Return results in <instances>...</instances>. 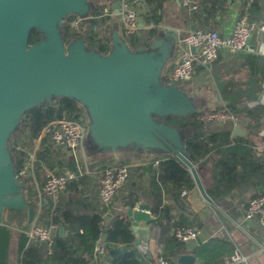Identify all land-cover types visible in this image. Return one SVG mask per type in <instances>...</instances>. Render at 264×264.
Instances as JSON below:
<instances>
[{"label": "water", "instance_id": "water-1", "mask_svg": "<svg viewBox=\"0 0 264 264\" xmlns=\"http://www.w3.org/2000/svg\"><path fill=\"white\" fill-rule=\"evenodd\" d=\"M97 6L96 0H0V224L6 210L25 211L27 228L35 218V207L28 204L27 189L16 174L10 139L25 114L59 97L83 109L86 140L81 156L94 162L125 155L133 163L140 155L172 156L189 171L200 196L219 209L203 186L199 167L189 160L187 127L169 121L216 109L221 103L218 94L207 95L192 79L163 80L177 51L180 27L165 19L153 23L155 32L146 47L131 44L119 27H108L106 53L87 46L80 35L65 42L66 18L73 15L91 25ZM138 23L144 27L142 14ZM33 29L39 37L29 43ZM243 132L239 124L234 126V135ZM126 216L134 233L156 222L145 203L127 208ZM59 234H64L63 227ZM176 263L196 264V259L182 253Z\"/></svg>", "mask_w": 264, "mask_h": 264}, {"label": "trees", "instance_id": "trees-1", "mask_svg": "<svg viewBox=\"0 0 264 264\" xmlns=\"http://www.w3.org/2000/svg\"><path fill=\"white\" fill-rule=\"evenodd\" d=\"M101 1L102 3L98 4L92 13L91 25L82 23L73 15L66 18L63 26L65 42H69L80 35L84 37L87 46L96 48L101 53H106L109 50L108 37L98 34L96 27L102 26L105 28L107 26L108 15H105L103 10L107 4L111 6L114 2L119 3L120 0ZM206 1L211 3L210 10L207 12L210 16L227 0H202L199 8ZM259 1L254 0L249 4L243 2L246 9H243L242 13H248L251 21H254V15L261 12L262 7ZM160 7L161 0H146V9L143 11V18L146 23H158L160 18L158 10ZM72 18L77 19L80 23L78 25L73 24ZM83 25H87L88 33L86 35L82 31L81 26ZM154 32L155 28L153 26L149 29L139 28L136 34L129 37V42L133 45L146 47ZM38 37L39 35L33 29L29 34V43L36 41ZM163 80L169 81L166 73L163 75ZM239 105L240 102L236 100H228L227 104L221 109L230 110L237 117L236 122L248 119L250 127L255 132L264 126L261 122V119L264 118V105L257 104L251 107L247 105L239 107ZM82 115L83 109L76 102L65 97L55 98L50 103L25 114L20 125L22 134H14L10 139L16 172L31 163L32 171L37 176L40 173L44 174V180L45 174L49 171L60 173L63 167L76 169L77 162L71 156H67L69 151L54 145L47 135L41 136V131L50 121L62 118L81 120ZM169 121L175 125L197 124L195 132L188 137L185 146L189 160L194 165L197 166L202 163V159L212 148L219 154V158L212 169L213 184L211 187L206 188L207 193L213 200L218 195L227 193L238 184L249 185L254 188L258 184L264 185V153L257 155L249 147L251 141L247 138L232 137L233 122L231 120L221 121L222 123L219 125L218 121H208L205 118V113H197L184 119L169 118ZM213 123L214 126H209L211 130L207 131V134L196 131L203 125ZM242 143L248 146L247 150L236 147ZM31 153H33V159H30ZM155 159L159 162L157 172H154L151 176V183L155 188V202L148 205L156 217V225L163 228L171 220V214L169 208L162 204L160 184L167 180L172 181L176 189L175 196L178 195L182 187L191 188L194 184L189 171L178 159L168 155H158ZM117 164H127V162L123 160L117 162ZM94 166L92 165V167ZM105 166L107 164L99 165V171L101 172ZM132 173L130 168L127 180ZM30 177L31 174L21 177V180H23L27 189L28 204L36 207L37 193L32 190ZM89 178V174H83L69 182L65 189H69L74 194L71 195L70 199H57L50 202L47 207L35 215V222L53 223L57 227L50 247L43 241L29 238L25 231L19 233L17 264H98V254L95 247L101 240L103 233H105L104 248L110 264H143L136 255L135 233L131 230L130 222L126 216L127 208L135 206L139 201V194L130 190L127 195L123 196L121 192L124 185L126 186L128 183L126 181L117 190L112 202L108 205H104L99 201L95 202L93 199H85L82 195L87 193L86 181ZM259 194L264 195V192L258 193L256 191L255 196ZM114 202H117V205ZM106 212L111 214L109 220L104 219ZM59 226L66 229L65 236L58 234ZM9 238L10 228L6 224H0V264H6ZM171 240L172 245L176 247V253L184 251L183 242L176 240L174 237Z\"/></svg>", "mask_w": 264, "mask_h": 264}, {"label": "crops", "instance_id": "crops-1", "mask_svg": "<svg viewBox=\"0 0 264 264\" xmlns=\"http://www.w3.org/2000/svg\"><path fill=\"white\" fill-rule=\"evenodd\" d=\"M96 1L98 4L102 3L101 0ZM259 3L262 7L261 12L254 15V22L258 28L249 38L246 49L241 51L221 50L216 60L210 65L197 64L195 66L192 77L194 85L199 86L201 91L209 96L219 95L221 103L216 109L223 108L228 100L240 102L239 107L245 105L251 107L257 104L264 105V0H260ZM210 7L211 3L206 1L198 11H189L181 5L180 0H161V7L158 10L159 20L165 19L173 25L179 26L181 29L180 34L185 30L204 28L217 30L224 36L230 33L235 17L242 14L243 9H246L241 0H227L220 8L208 16L207 12L210 10ZM103 11L105 15H108L107 26L104 28L106 34L108 27L117 26L121 29L120 15L118 8L114 7V3L111 6L107 4ZM143 11L140 9L139 14L143 15ZM143 22L144 27L142 29H149L153 25V22L146 23L144 18ZM207 71L210 72L211 78L214 79L218 86V93H214L213 95L202 89V86L196 82L197 77H200L202 73ZM207 111L210 110L203 111L202 113H206ZM261 122L264 125V118L261 119ZM221 123V121H218L219 125ZM236 124H239L243 128L244 132L242 134H233ZM210 125L214 126V123L203 125L196 131L207 134V131L211 130L209 129ZM185 126L191 135L195 132L197 124ZM251 129L248 119L233 122L231 136L238 139L247 138L251 141V146L249 147L257 155H260L264 153V139H262L264 137V126L257 132ZM236 147L241 150L248 149V146H245L243 143L238 144ZM68 155L71 156L70 151ZM218 158L219 154L212 148L204 156L202 163L197 165L205 190L213 184L212 169ZM102 159L109 160V163H105L107 165L117 164V162L123 160L131 165L130 168L133 173L127 180L126 186L124 185L121 193L123 196L127 195L130 190L138 193L139 201L135 206L139 203L151 205L155 202V188L151 183V176H153L154 172H157L159 167L152 165L155 157L143 155H140L138 161L135 163L128 160L125 155L98 158L94 162L93 160H89L87 163H83L81 157H79L78 164L83 168H87L88 172L85 174H89L90 176L87 179L88 181H86L87 193L82 195L83 198L100 202L98 195L99 186L97 183L101 176L99 165H101L100 160ZM92 165L95 166L92 167ZM65 169L71 168L63 167L62 171ZM30 174L32 190L37 193L35 215L47 207L50 202L57 199L67 200L71 198V195H74L69 189H65L52 200L40 191L44 174L40 173L37 176L33 171ZM193 184L191 188L182 187L177 196L174 194L176 189L172 181L167 180L160 184L162 204L169 208L171 220L163 228L157 226L155 222L148 230L140 229L135 232V237L140 240L139 244L135 243V252L142 263L157 264V258L163 256L172 264H177V257L180 254L190 253L195 256L196 264H222L223 257L231 254L234 248H238L246 257L247 264H264V227H261L256 219L247 221L244 218V211L248 200L255 196L256 191L258 193L264 192V185L258 184L255 188L249 185H236L227 193L218 195L214 199L219 207L218 209L206 202L197 191L194 181ZM258 187L262 189L259 190ZM114 204L117 205V202H114ZM106 213L110 214V212ZM151 214L155 217L152 212ZM2 224H6L10 228L6 264H17L19 233L22 231L26 232L28 228L26 226L25 229L16 230V228L4 221ZM179 226L194 227L197 231V237L183 242L184 251L176 253V247L172 245L171 238H173V230ZM60 227L63 226L58 227V234ZM65 235L66 229L64 228L62 236ZM103 242L100 240L102 251L98 254V264H110Z\"/></svg>", "mask_w": 264, "mask_h": 264}, {"label": "built area", "instance_id": "built-area-1", "mask_svg": "<svg viewBox=\"0 0 264 264\" xmlns=\"http://www.w3.org/2000/svg\"><path fill=\"white\" fill-rule=\"evenodd\" d=\"M202 0H180L183 7L189 11H196ZM247 4L254 0H241ZM146 9V0H120L118 12L120 15L121 32L129 40V37L136 34L139 29V10ZM152 26V25H151ZM258 26L249 19L248 13H242L235 17L232 29L228 35H221L214 29L195 28L185 30L178 36L176 54L167 64L164 73L169 81L185 82L192 79L195 65H210L214 62L221 50L241 51L248 47V40L257 30ZM193 48V50H191ZM205 118L209 121H237L230 111L226 109H215L205 113ZM48 136L56 146L63 147L70 151L71 157L77 162L76 169H65L60 173L47 172L43 180L40 191L54 200L62 192L67 184L79 176L88 172L79 163L77 151H81L86 140V126L83 119H56L47 123L41 136ZM33 154H30L32 159ZM158 160L152 161V165L157 167ZM31 163L16 172L17 176L25 177L32 172ZM130 164H111L101 170L99 179L98 195L102 204L108 205L112 202L117 190L127 181ZM244 218L247 221L256 219L261 227H264V195L251 197L244 211ZM57 227L53 223L42 224L33 221L26 230L27 235L32 239L45 242L49 247L53 242ZM172 236L180 241L187 242L197 237L194 227H176ZM97 254L102 251L100 241L95 247ZM157 264H172L167 258L159 256ZM222 264H247L246 257L238 248H234L231 254L222 259Z\"/></svg>", "mask_w": 264, "mask_h": 264}, {"label": "rangeland", "instance_id": "rangeland-1", "mask_svg": "<svg viewBox=\"0 0 264 264\" xmlns=\"http://www.w3.org/2000/svg\"><path fill=\"white\" fill-rule=\"evenodd\" d=\"M73 24L78 25L80 22L77 21V19H71ZM82 27V31L83 33L86 35L88 33L87 31V25H83ZM96 32L100 35H106L105 29L102 26H97L96 27ZM197 84H200L202 86V89H204L205 91H207L209 94L213 95L214 93H218V86L215 83L214 79L211 78V74L209 71L202 73V75L200 77H197L196 80ZM17 135H21L22 134V127L20 126L18 129V132L16 133ZM77 154L79 155V157H81V151H77ZM68 156V154H67ZM82 162L87 163L90 159L85 158L84 156L81 157ZM101 164H105V163H109L108 159H102L100 160ZM98 184V183H97ZM3 221L9 225H11L12 227L16 228V230H21L22 228H24L26 226V213L25 212H20V211H14V210H6L4 212V216H3Z\"/></svg>", "mask_w": 264, "mask_h": 264}, {"label": "flooded vegetation", "instance_id": "flooded-vegetation-1", "mask_svg": "<svg viewBox=\"0 0 264 264\" xmlns=\"http://www.w3.org/2000/svg\"><path fill=\"white\" fill-rule=\"evenodd\" d=\"M81 157H83V156H81Z\"/></svg>", "mask_w": 264, "mask_h": 264}]
</instances>
